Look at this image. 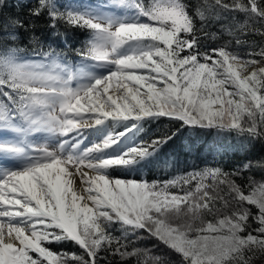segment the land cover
Instances as JSON below:
<instances>
[{
    "label": "snow or ice",
    "instance_id": "1",
    "mask_svg": "<svg viewBox=\"0 0 264 264\" xmlns=\"http://www.w3.org/2000/svg\"><path fill=\"white\" fill-rule=\"evenodd\" d=\"M5 3L0 0V8ZM134 7L148 22H100L54 10L51 0H36L27 10V23L9 18L7 25L0 24V105H11L14 118L65 136L103 118L164 115L264 142V42L253 43L244 54L229 44L200 51L199 33H207L196 27L184 0H151L148 6L134 0ZM46 9L49 28L62 22L93 31L94 39L77 55L115 69L73 88L71 69L31 31ZM213 10L243 12L246 19L236 30L254 32L264 41V0H204L195 18L205 20ZM18 28L28 32L33 55L40 60L18 62L23 49L5 43ZM145 40L147 46L140 43ZM129 42H138L139 50L117 55ZM242 43L236 39L237 45ZM163 142L154 140L131 153L143 156ZM100 147L94 145L80 156L41 149L45 162L0 179V264H102L109 257H118L119 264L132 257L136 264H170L147 250H129L133 239L128 236L144 239L139 233L173 254L175 264H255L264 256V182L252 177L244 182L245 173L253 170L252 160L228 172L205 168L168 182L138 183L100 174L108 165L131 162L85 158ZM256 166L264 170V159ZM15 217L29 223H12ZM115 223L122 229L120 236L106 230ZM68 239L82 254L53 253L45 246Z\"/></svg>",
    "mask_w": 264,
    "mask_h": 264
},
{
    "label": "trees",
    "instance_id": "2",
    "mask_svg": "<svg viewBox=\"0 0 264 264\" xmlns=\"http://www.w3.org/2000/svg\"><path fill=\"white\" fill-rule=\"evenodd\" d=\"M107 1L51 0V4L54 10L60 12L80 13L83 9L98 6ZM35 2L36 0H6L4 6L0 8V24L7 25L9 18H20L27 23L30 19L27 10L34 6ZM184 2L189 6L188 11L193 15L196 27L199 29L203 26L207 33V35L199 33L198 48L200 51L229 44L231 50L244 54L250 50L253 43L264 42L254 32L244 33L236 30L238 27L236 24L242 25L246 19L243 12L213 10L212 15L206 16L205 20H200L195 18V10L204 4V0H184ZM226 2H230V0H226ZM142 3L148 6L151 0H142ZM50 22L51 18L47 15L46 9L40 17L35 18L31 31L41 38L45 47L51 46L59 53L58 60L75 66L83 58L77 55V50L84 49L91 41L94 35L93 31L62 22H57L55 28H49ZM231 28L232 32L228 30ZM28 35L25 29L18 28L14 30V39L5 41L9 46H18L23 49L18 53L17 59L33 55V47L28 43ZM237 38L245 43L237 45ZM2 99L0 97V100ZM1 106L3 107V119L7 110L4 109V105ZM7 109H11V106H7ZM2 119L0 118V121ZM137 136L139 139L138 148L145 147L157 139H162L164 142L155 150L149 149L143 156L130 153V163L112 164L107 170V174L112 178L138 180L144 183H163L205 168L232 171L242 163L252 160L253 170L245 173V184L248 177H252L258 182H264V170L256 166L258 161L264 159V142L253 140L235 130L221 129L216 126L190 125L174 117L151 115L138 121ZM106 230L115 236H120L122 232L118 223L109 225ZM139 234L145 238L137 240L132 235L128 236V239H133L130 241L129 250L135 246L147 250L152 257L160 256L162 259L168 260L170 264H175L176 257L173 254H170L154 239L147 237L146 233ZM45 246L53 253L82 254L79 245L70 239L53 241ZM101 256H106V253H101ZM108 259L102 260V264H119L118 257L116 261ZM140 259L143 261L145 257L141 256ZM122 264H136V258L132 257Z\"/></svg>",
    "mask_w": 264,
    "mask_h": 264
},
{
    "label": "rangeland",
    "instance_id": "3",
    "mask_svg": "<svg viewBox=\"0 0 264 264\" xmlns=\"http://www.w3.org/2000/svg\"><path fill=\"white\" fill-rule=\"evenodd\" d=\"M111 4L117 8H120L119 11L113 12L111 11V8L97 7L92 10L85 9L80 14L94 17L100 20V22H107L108 20L124 23L148 22L147 18L140 15L138 9L134 7L133 1L125 0L124 3H120L119 0H111ZM140 43L147 46L150 42L142 41ZM138 50V42H129L128 44L121 46L117 50L116 54L123 56L133 54V52ZM17 60L18 62L32 60L38 61L40 58L35 56ZM61 64L71 69L74 76L71 82V86L73 88L91 84L96 78L105 77L115 69L113 64L97 62L88 58H84L82 63L76 65L75 67H71L66 63ZM0 109H3L1 105ZM4 109L7 110V113L3 119L1 118L2 120L0 121V125L2 124L3 127L11 126V129L2 128V130L0 128V156H3L8 161V165L5 163H0V179H2L9 172L22 171L25 168L36 164L37 162H45L44 152L41 151V149H45L50 152L59 151L62 156H67L70 154L77 156V152H81L85 148L92 145V143L100 139L99 136L101 134V130L104 133H109L110 142V145L107 147V149H105L101 157L105 156L108 159H129L131 156V150L138 149L136 146L138 142L136 134V122L144 117L141 116L139 119L129 118L127 120L122 118H112L111 122L114 120L118 122H113L114 127L112 129H109L110 125H108V123H110V121H107L106 125L101 128V130L96 132L90 131V133L85 134L86 137H83V135L78 137L76 134L77 137L75 138L73 134H68L65 136L61 135L59 132L48 129L46 126L30 124L28 121L18 116L15 117L16 121H13L11 118H9V115H12L10 109L8 110L7 107H4ZM84 133L85 132H83V134ZM73 145H75V147H73ZM11 158H21L23 161L17 163L11 160ZM97 160L98 158L94 157L89 161L95 162ZM110 166L111 165H108L99 169V173L108 177L109 179H113L107 174V170ZM5 169H8V172H4ZM118 179L126 181L121 178ZM255 264H264V256L257 257Z\"/></svg>",
    "mask_w": 264,
    "mask_h": 264
},
{
    "label": "bare ground",
    "instance_id": "4",
    "mask_svg": "<svg viewBox=\"0 0 264 264\" xmlns=\"http://www.w3.org/2000/svg\"><path fill=\"white\" fill-rule=\"evenodd\" d=\"M107 121H110V123H108V125H110V126H109V129H112V128L114 127V123H113V122L118 123L116 120H114L113 122H111V121H112V118H111V117L103 118V119H102V122H101L100 124H92V125L89 126V127H84V128H82V129H79V130H77V131H74V132H72V133H70V134H73L75 138H76L77 136L79 137V136H81V135H83V137H86L85 134L90 133V131H92V132H96V131H98V130H101V128H103V127L106 125V122H107ZM83 132H85V133L83 134ZM76 134H77V136H76ZM95 137L98 138L97 136H95ZM99 137H100V139H98L97 141H95L94 143H92V145H90L89 147L85 148L84 150H82V151L79 152V153L77 152V156H80L81 154L85 153V150H86V149H90V148H92L94 145H100V146H101V147H100V150H96V151H92V152H90V153H87V155H86L85 158H86L87 160H91V159H93L94 157H96V158H98V160L95 161V162H99V161L107 160L108 158H106L105 156H104V157H101V156L103 155L105 149H107V147H103V144H104L105 142H108V144L110 145V142H109V133H104V132L101 130V134H100ZM85 140H86V139H85ZM85 140H84V141H85ZM105 177H106V176H105ZM106 178H108V177H106ZM11 222H12V223H16V224H21V225H23V226H27V224L29 223V221H27L26 218H22V217L11 218Z\"/></svg>",
    "mask_w": 264,
    "mask_h": 264
}]
</instances>
